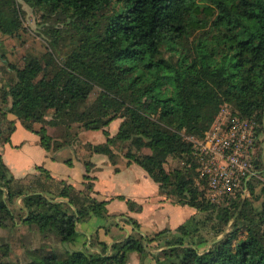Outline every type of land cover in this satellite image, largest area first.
I'll use <instances>...</instances> for the list:
<instances>
[{
	"label": "trees",
	"instance_id": "obj_1",
	"mask_svg": "<svg viewBox=\"0 0 264 264\" xmlns=\"http://www.w3.org/2000/svg\"><path fill=\"white\" fill-rule=\"evenodd\" d=\"M23 1L59 16L65 27H50L46 50L25 53L21 65L0 52V73L7 75L0 81V143L15 128L7 113L47 150L75 143L82 129H101L106 139L86 142L89 153L139 164L161 194L195 209L174 229L152 234L137 232L140 224L126 215L122 220L137 231L110 244L97 240L99 251L83 243L81 258L40 246L29 249L25 264H129L131 252L140 264H264V153L260 177L245 182V197L212 202L196 183L198 162L185 137L203 136L223 103L264 121V0ZM23 27L19 0H0V34L16 36ZM63 31L70 42L60 46ZM117 117L110 135L107 125ZM46 124L62 127L61 135L53 137ZM170 156L182 164L166 169ZM83 163L76 187L42 165L15 177L0 153V225L19 219L75 243L78 221L114 216L107 200L94 195L93 163ZM9 250L0 244V264H21L8 258Z\"/></svg>",
	"mask_w": 264,
	"mask_h": 264
},
{
	"label": "crops",
	"instance_id": "obj_2",
	"mask_svg": "<svg viewBox=\"0 0 264 264\" xmlns=\"http://www.w3.org/2000/svg\"><path fill=\"white\" fill-rule=\"evenodd\" d=\"M7 118L14 120L15 128L9 141L0 143V153L15 177L35 171V165H42L56 178L80 187L85 173L83 159L88 158L93 163L89 173L95 177L94 195L107 200V210L114 216H91L77 222L76 230L82 236L80 243H85L90 250L99 251L97 240L110 244L137 231L122 220L126 215L134 217L140 224L137 232L152 234L163 228L174 229L195 212L192 206L174 202L161 194L158 183L139 164H126L123 157L113 164L106 154L89 153L84 145L86 142L97 143L106 139L101 129H82L75 143L47 150L39 143V135L23 127L14 114L7 113ZM120 120L117 117L109 122L107 129L110 135L117 131ZM67 158L71 159L70 163L65 161ZM127 199L140 204V209L130 210ZM112 220L113 224L109 225ZM107 224L109 229L105 230L104 225ZM133 255L138 254L131 252L128 262Z\"/></svg>",
	"mask_w": 264,
	"mask_h": 264
},
{
	"label": "built area",
	"instance_id": "obj_3",
	"mask_svg": "<svg viewBox=\"0 0 264 264\" xmlns=\"http://www.w3.org/2000/svg\"><path fill=\"white\" fill-rule=\"evenodd\" d=\"M252 116L234 113L223 103L203 136L187 134L198 165L196 183L212 202L243 193L246 180L255 171L261 126Z\"/></svg>",
	"mask_w": 264,
	"mask_h": 264
},
{
	"label": "rangeland",
	"instance_id": "obj_4",
	"mask_svg": "<svg viewBox=\"0 0 264 264\" xmlns=\"http://www.w3.org/2000/svg\"><path fill=\"white\" fill-rule=\"evenodd\" d=\"M21 8V17L23 21V29L16 36L2 35L0 34V52H3L8 61H11L17 65L23 63V55L25 53H31L35 55H40L44 52L52 39V37L47 33L50 27H65L61 22V18L57 15H46L42 11L37 10L29 6L23 0H19ZM60 42L59 45L63 46V43H69V35L63 31L61 35L58 36ZM0 60V67H1ZM7 75L0 73V81L6 78ZM164 91H166L164 89ZM49 117V115H47ZM39 126V124H36ZM46 128H49V133L53 137H59L62 133V127H56L46 124ZM256 157L258 158V165L253 173L257 177H260L262 171V165L259 160H263L264 153V131L261 133L260 141L257 143ZM148 150V149H144ZM182 162L180 159L175 157H169L165 162L166 169H171L176 166H180ZM255 191L258 193L260 188V183L256 182ZM247 194V192H246ZM20 200L17 197L16 203L19 204ZM13 208V203H10ZM20 213H17L16 218L18 219ZM133 233V232H132ZM82 236L77 235L75 243L71 241H60L54 235H42L35 223L27 224L23 223L19 219L12 225L10 222L5 225H0V244H7L9 247L8 258L14 259L21 264H25L30 259L29 249L35 247L53 248L58 252L65 253H75L79 252V256L83 258V244L80 241ZM155 244L152 245V247ZM130 256V254H129ZM84 260V259H83ZM129 264H139L138 255H133L130 259Z\"/></svg>",
	"mask_w": 264,
	"mask_h": 264
},
{
	"label": "water",
	"instance_id": "obj_5",
	"mask_svg": "<svg viewBox=\"0 0 264 264\" xmlns=\"http://www.w3.org/2000/svg\"><path fill=\"white\" fill-rule=\"evenodd\" d=\"M255 162L257 163L258 162V159H255ZM256 167H257V164H256ZM255 172V171H254ZM253 174V173H252ZM252 174L250 176H252ZM245 192H247V189H245ZM246 195V193H245ZM245 195L243 197H245Z\"/></svg>",
	"mask_w": 264,
	"mask_h": 264
}]
</instances>
